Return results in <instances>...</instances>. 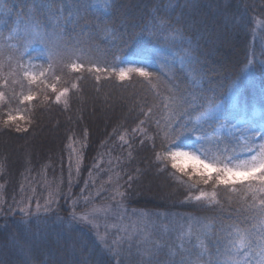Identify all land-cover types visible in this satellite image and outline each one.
Instances as JSON below:
<instances>
[{"label":"trees","instance_id":"obj_1","mask_svg":"<svg viewBox=\"0 0 264 264\" xmlns=\"http://www.w3.org/2000/svg\"><path fill=\"white\" fill-rule=\"evenodd\" d=\"M138 57L151 78L111 72L144 66ZM0 62V264H144L141 252L157 244L160 264H171L170 251L176 261L219 264L234 228L257 233L243 187H190L195 179L157 155L176 148L169 125L211 133L214 119L195 121L209 105L229 125L264 120V0H0ZM93 64L109 71H89ZM9 114L18 119L5 125ZM177 143L211 147L191 132ZM234 146L225 135L220 147ZM201 190H216L220 203L196 202ZM121 217L146 239L99 220Z\"/></svg>","mask_w":264,"mask_h":264},{"label":"snow or ice","instance_id":"obj_2","mask_svg":"<svg viewBox=\"0 0 264 264\" xmlns=\"http://www.w3.org/2000/svg\"><path fill=\"white\" fill-rule=\"evenodd\" d=\"M165 23L161 21V24ZM34 37L40 38L43 36V32L40 30L39 24H35L31 28ZM173 37L178 35V32L171 33ZM58 50L53 51L50 54L49 59L53 56L59 57ZM186 59L191 63L190 52H186ZM11 59V57H9ZM135 63L142 64L144 66H134L132 61L129 67H120L119 69L113 67L111 72L114 73L121 81L126 78H130L132 73L138 74L141 77L151 78L154 73L148 70L147 57H138ZM23 69V76L27 77L33 83L36 82L37 76L33 75L28 68H24L23 65H19ZM39 72L40 77H44L46 71H51L52 65L49 64L47 70H43V66ZM69 67L73 71H80L84 68V64L72 63ZM3 68V63L0 62V69ZM89 71L95 72H108V68H100L93 64ZM99 79V77H96ZM58 80L59 77H56ZM7 83V81H5ZM51 87L53 93L58 90L55 84L47 85ZM72 87H78L73 84ZM70 89L65 87L59 91L55 96L56 102H60L61 97L68 95ZM239 88L234 86L231 93V99L235 102L238 98ZM4 93L0 92V98H3ZM31 93L24 96V100H32ZM47 99V97H45ZM18 119L17 116L8 115L7 120L4 121L5 125L14 123ZM19 119H25L24 116H20ZM215 120L216 127H214L211 133L198 134L200 129L196 127H190L187 124L177 122L175 125H169V130L165 133V139L169 141V144H175L176 148L169 147L164 154L157 155V159H166L170 162L171 167L176 169L183 176H186L189 181L195 179V183L190 185L194 187L195 184H213L214 188L223 186L226 190L235 192L237 185L241 186L245 190V199L247 195H250L253 203L249 205L258 216V221L254 225L257 229V233H253L251 228H234L231 232L232 239L228 241L229 248L225 258L219 262V264H251L249 257L255 253L257 257L255 264H264V120L255 122L253 120L241 119L239 121L242 127L238 124L229 125L226 116L222 113L220 105H209L206 109L201 111L195 116L197 124L208 123L211 120ZM17 131H20V127L17 126ZM27 131V128L24 129ZM187 132H191L198 141H204L211 145L209 148H205L203 144L197 146L196 151H185L177 143L182 136ZM225 135L232 138L235 145L229 150L228 147H220ZM259 139V143L257 140ZM199 153V154H197ZM247 153V155H243ZM203 157V158H201ZM190 164L191 170H188ZM183 182V181H182ZM193 199L196 202H207L211 204H219L218 193L216 190L211 192L200 191L195 195ZM87 220V217H82ZM255 238V243L253 240ZM163 247L161 244H157L155 248L146 247L142 252L144 264H160L156 259L160 249ZM249 249L248 252H244L241 255L243 249ZM183 250V246H180ZM230 253V254H229ZM178 253L176 251H170L169 256L171 264H198L191 260H185L181 257L179 261L174 258Z\"/></svg>","mask_w":264,"mask_h":264},{"label":"rangeland","instance_id":"obj_3","mask_svg":"<svg viewBox=\"0 0 264 264\" xmlns=\"http://www.w3.org/2000/svg\"><path fill=\"white\" fill-rule=\"evenodd\" d=\"M190 168V164H189V167ZM99 220H103V221H100L101 224H103L106 228V230H109L110 227H109V224L112 225V226H115L118 228V232L123 234L125 231H127V229H130V230H133V231H128V233H136L138 236H142L141 238L143 240L146 239L147 237V232L142 229V228H139L136 224H132V223H129L127 221H124V218L121 217V219L119 221H112V220H109V219H106V218H102V219H99ZM109 224H108V223Z\"/></svg>","mask_w":264,"mask_h":264}]
</instances>
